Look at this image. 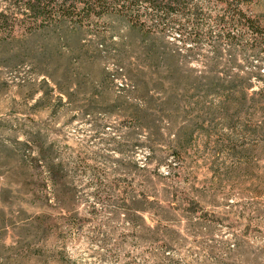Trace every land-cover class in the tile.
<instances>
[{"label":"rangeland","instance_id":"374dc122","mask_svg":"<svg viewBox=\"0 0 264 264\" xmlns=\"http://www.w3.org/2000/svg\"><path fill=\"white\" fill-rule=\"evenodd\" d=\"M161 36L106 16L0 42V264H264V100L211 89L252 95L264 52Z\"/></svg>","mask_w":264,"mask_h":264},{"label":"trees","instance_id":"16d2710c","mask_svg":"<svg viewBox=\"0 0 264 264\" xmlns=\"http://www.w3.org/2000/svg\"><path fill=\"white\" fill-rule=\"evenodd\" d=\"M256 0H0V42L16 40L17 34H33L70 23L91 24L112 16L131 29L144 34H160L172 52L201 51L210 47L219 52L232 49L264 52V25L250 11ZM261 77V76H259ZM244 76L226 84L211 82L213 95L227 103L239 101L234 112L246 102L264 100V83L249 96ZM264 81V78H263ZM46 165L50 168L48 162Z\"/></svg>","mask_w":264,"mask_h":264}]
</instances>
